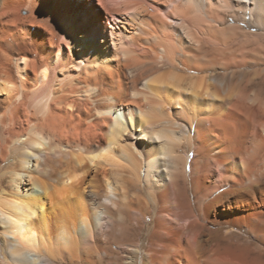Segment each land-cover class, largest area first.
I'll list each match as a JSON object with an SVG mask.
<instances>
[{"label":"bare ground","instance_id":"1","mask_svg":"<svg viewBox=\"0 0 264 264\" xmlns=\"http://www.w3.org/2000/svg\"><path fill=\"white\" fill-rule=\"evenodd\" d=\"M97 3L0 0V264H264V0Z\"/></svg>","mask_w":264,"mask_h":264},{"label":"rangeland","instance_id":"2","mask_svg":"<svg viewBox=\"0 0 264 264\" xmlns=\"http://www.w3.org/2000/svg\"><path fill=\"white\" fill-rule=\"evenodd\" d=\"M96 5H98V7H100V9H103L98 3H97V0H96ZM101 21H102V24L103 23H106V19L104 17L101 18Z\"/></svg>","mask_w":264,"mask_h":264}]
</instances>
